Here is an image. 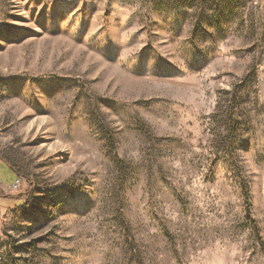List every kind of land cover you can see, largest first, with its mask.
I'll return each mask as SVG.
<instances>
[{"label": "rangeland", "instance_id": "1", "mask_svg": "<svg viewBox=\"0 0 264 264\" xmlns=\"http://www.w3.org/2000/svg\"><path fill=\"white\" fill-rule=\"evenodd\" d=\"M0 196V264H264V0H0Z\"/></svg>", "mask_w": 264, "mask_h": 264}, {"label": "built area", "instance_id": "2", "mask_svg": "<svg viewBox=\"0 0 264 264\" xmlns=\"http://www.w3.org/2000/svg\"><path fill=\"white\" fill-rule=\"evenodd\" d=\"M17 185H18V181L15 180L12 182V187H16Z\"/></svg>", "mask_w": 264, "mask_h": 264}, {"label": "crops", "instance_id": "3", "mask_svg": "<svg viewBox=\"0 0 264 264\" xmlns=\"http://www.w3.org/2000/svg\"><path fill=\"white\" fill-rule=\"evenodd\" d=\"M5 197H3V196H0V200H2V199H4ZM1 210L2 209H0V214H1Z\"/></svg>", "mask_w": 264, "mask_h": 264}]
</instances>
